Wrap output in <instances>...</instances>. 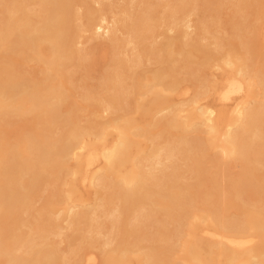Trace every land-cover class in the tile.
<instances>
[{
  "label": "bare ground",
  "instance_id": "bare-ground-1",
  "mask_svg": "<svg viewBox=\"0 0 264 264\" xmlns=\"http://www.w3.org/2000/svg\"><path fill=\"white\" fill-rule=\"evenodd\" d=\"M261 40L264 0H0V264H264Z\"/></svg>",
  "mask_w": 264,
  "mask_h": 264
},
{
  "label": "rangeland",
  "instance_id": "rangeland-1",
  "mask_svg": "<svg viewBox=\"0 0 264 264\" xmlns=\"http://www.w3.org/2000/svg\"><path fill=\"white\" fill-rule=\"evenodd\" d=\"M227 7V8H226ZM230 8V9H229ZM225 10V11H224ZM223 11H224V13H221V17L223 16H225L223 19L221 18V22H223V20H224V23H221L222 25H223V27H222V25H220V27H218V29H220V30H222L223 28H227L228 27V25L225 23L226 22V20H227V18H229V16H231L232 14H233V9H232V7H230V4L229 5H227V2H226V4L223 6ZM222 11V12H223ZM200 12H202V11H200ZM223 14V15H222ZM230 14V15H229ZM256 16V15H255ZM255 16H254V14H250V15H248V18H249V21H254V18H255ZM193 17L194 18H196V15H193ZM227 17V18H226ZM226 19V20H225ZM224 24L226 25V26H224ZM217 29V28H216ZM89 34L90 33H87L86 35V37L87 38H84V40L83 41H86V40H88L89 39V37L91 36V34H90V36H89ZM91 40H88V42H87V45H85L86 44V42L84 43V44H82V45H84V46H86V47H88L89 48V46H90V49L89 50H94V47L93 46H96L95 47V49H97V51L95 50L94 52H95V54H96V56H97V54H98V59L100 58L99 56H101L102 58L100 59V63L99 64H97V63H95V64H97L96 66L94 65V63H93V65L92 66H94V67H92L93 68V71H91V73H90V76H96L95 78L93 77H91V78H89V82L92 84H94L95 82L97 83L98 82V80L96 81V79H97V77H98V74H99V72H100V70L102 71V69L101 68H103V67H105L104 65L106 64V60H105V58H106V55H105V57H103L102 55H100V54H103L104 53V51H103V47H104V45H103V43H101V39L102 38H99L101 41H99V39L98 38H95V40L97 41V43H96V41L93 39V38H90ZM262 41V43L261 44H263L264 45V40H261ZM91 42H93V43H91ZM99 43H100V45H99ZM102 45V47H98V46H101ZM105 48V47H104ZM103 51V52H102ZM152 61H154V60H151L150 62H152ZM96 62H99V60H97ZM105 62V63H104ZM150 62H148L147 63V66L148 67H150L149 69H154L155 67H156V62H152L151 64H150ZM32 65H34L33 63H31ZM149 64H150V66H149ZM147 67V68H148ZM91 68V67H90ZM91 68V69H92ZM95 69H97V70H95ZM104 69V68H103ZM146 69V68H145ZM211 69V70H210ZM209 69V71H208V75L210 74V73H212L211 74V78L210 79H213L212 77H214L215 75V77H219L220 76V74H222V70L219 68V72L218 71H215L216 69L218 70V68H210ZM81 70H79L78 72H76V73H78L77 75H75L74 77L75 78H77L78 77V75L81 77L82 75H83V73H81V72H84V71H81ZM97 72V73H96ZM75 73V74H76ZM79 73H81V74H79ZM93 73V74H92ZM96 73V74H95ZM216 73V74H215ZM218 74H219V76H218ZM89 76V77H90ZM73 77V78H74ZM79 78V77H78ZM87 79V78H86ZM215 79V78H214ZM75 80V82L77 81V79H74ZM91 80V81H90ZM88 82V81H87ZM79 85H81V83L79 84V83H75V85L73 84V87H75V88H78L77 86H79ZM80 87V86H79ZM71 89H74V88H71ZM81 90H82V87L80 88ZM79 88H78V92L75 90V93L78 95V93L81 91ZM72 91V90H71ZM73 93V92H72ZM74 93V95H73V97L75 96L76 97V94ZM132 94V93H131ZM130 94V95H131ZM175 94V95H174ZM130 95H129V97H130ZM136 94L135 93H133L132 95H131V97H130V99L132 100V99H138L137 97H138V95L136 96ZM174 96H176V97H174ZM133 97V98H132ZM174 97V99H176V100H178V95L176 94V93H173L172 94V98ZM133 102V101H132ZM135 102V101H134ZM204 102V104H206V103H208V104H211V105H213V106H219V108H220V106L221 105H219V102H220V99H219V97H218V95L215 93V92H212L211 93V95H209L208 97H206L205 99H203V101H202V103ZM228 106H231V105H228ZM216 107V108H217ZM226 108H228V107H226ZM224 112H226V111H224ZM22 124L24 123V122H21ZM19 125V122L18 121H16V118H13L12 120H11V123L10 124H8L7 126H5V128H6V131L9 133L8 135L10 136V138L11 139H14V138H12V136H14L16 133V128H18L17 126ZM204 127V129L206 128L205 126H203ZM3 129H4V126H3ZM5 130V129H4ZM6 131H5V133H6ZM10 131V132H9ZM15 131V132H14ZM205 134V133H204ZM206 135V134H205ZM238 165H236L235 167H234V169L235 170H237L239 167H237ZM62 185V184H61ZM65 185V184H64ZM63 186V185H62ZM66 186H67V184L65 185V186H63L62 188H66ZM77 188H79V189H77V193L79 194H81V192L83 193V194H81V195H83L82 197L84 198V197H86V201H87V199H88V201H90V200H92L93 199V193H94V190H95V188L93 187V185H88V186H82V185H78L77 186ZM60 241V240H59ZM61 244H62V246H61ZM61 244L60 245H58V246H60L61 248L63 247V248H65L64 246H66V244L65 243H63V242H61ZM93 248H95V247H93ZM92 249V248H91ZM98 248L96 247V250H97ZM92 250H94V249H92ZM95 250V251H96ZM97 252H98V250H97Z\"/></svg>",
  "mask_w": 264,
  "mask_h": 264
}]
</instances>
